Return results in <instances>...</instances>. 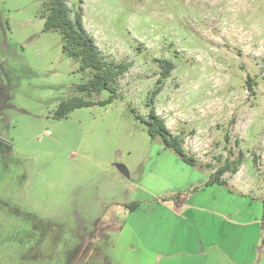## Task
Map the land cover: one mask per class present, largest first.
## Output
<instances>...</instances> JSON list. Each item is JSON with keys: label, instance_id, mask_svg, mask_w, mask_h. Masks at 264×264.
<instances>
[{"label": "rangeland", "instance_id": "374dc122", "mask_svg": "<svg viewBox=\"0 0 264 264\" xmlns=\"http://www.w3.org/2000/svg\"><path fill=\"white\" fill-rule=\"evenodd\" d=\"M66 4L71 16L81 12L101 56L129 67L113 83L118 96L85 95L77 85L92 70L44 30L47 1L0 0V264H157L160 252L188 264L202 247L207 264H224L217 242L235 260L264 264V0ZM164 58L174 69L150 100ZM111 95L55 116L73 96ZM150 106L197 168L152 140L131 111L148 117ZM240 151L237 172L221 176L233 195L219 193L212 211L176 208L177 196ZM223 199L240 213L213 214ZM131 201L139 210L126 209ZM157 201L179 216L149 213Z\"/></svg>", "mask_w": 264, "mask_h": 264}, {"label": "trees", "instance_id": "16d2710c", "mask_svg": "<svg viewBox=\"0 0 264 264\" xmlns=\"http://www.w3.org/2000/svg\"><path fill=\"white\" fill-rule=\"evenodd\" d=\"M46 13H44V30L57 31L62 39L63 51L79 63V69L85 71L91 69L90 78L77 85L78 91L87 96L92 94L98 95L102 89H106L117 95L113 83L128 67V63H108L100 54L95 41L86 31L82 23L81 12H75L72 16L66 0H46ZM159 66V77L156 85L151 91L150 100L161 90V83L166 79L174 69V63L169 59L157 60ZM250 80V77H248ZM4 85L0 80V109L4 106L7 96L3 95ZM118 96V95H117ZM112 100V95L104 100L84 99L82 96H73L67 100L61 101L55 110L57 118L65 117L70 111L83 106H92L94 104H104ZM136 119L146 125L147 132L152 140L160 138L165 149L172 150L185 163L195 165L196 161L193 156L188 155L183 146L180 136L172 134L165 125L164 120L156 114L154 107L150 106L148 117L140 116L134 107H131ZM243 159V153L240 151L234 160H226L223 165L219 166L211 175L206 184L217 183L225 185L221 176L225 172L235 173ZM178 198V196H177ZM164 201V198H161ZM264 211V198H263ZM140 201H131L124 206L129 211L139 208Z\"/></svg>", "mask_w": 264, "mask_h": 264}, {"label": "crops", "instance_id": "0c3cea01", "mask_svg": "<svg viewBox=\"0 0 264 264\" xmlns=\"http://www.w3.org/2000/svg\"><path fill=\"white\" fill-rule=\"evenodd\" d=\"M191 166H193V168H197L195 165H191ZM194 170H196V169H194ZM199 184H201V185L197 186L198 190L195 191L194 193H191L190 195L185 196V197L184 196H180V198L178 197L176 208H178L179 206L186 205L187 210L196 209L199 211H203V210L204 211L205 210L206 211H208V210L212 211L211 208H208V207H209V205H212L210 203L213 200L216 202H219L217 200L219 193L223 194V192H226L227 194L231 193L233 195L232 188L230 187L229 184H228L229 186H224V185L217 184V183L206 184L205 180L203 182H200ZM214 186H216L215 190L212 189V188H214ZM188 187H192V186H188ZM179 191H183V190H179ZM199 192H201V193H199ZM245 194H246L245 192L241 193V195H245ZM206 199H208L207 202L209 203L207 205L202 203L203 200H206ZM227 200L228 201L226 203V200L223 199V202L221 203V208L219 209V211L213 210V212H212L213 214L217 215L218 217H220L223 220H225L226 216L231 217V215H236V214L240 213L239 209L230 210V200L229 199H227ZM156 203H157L156 206L149 207V209H148L149 213L151 212V210H154V209L157 210L158 209V210H165L166 212H170L174 216H176V215L179 216L177 213L178 209L176 210V209L168 206L167 204H162V203L158 204V201ZM214 204L216 205L217 203H214ZM203 222H205V221H203ZM152 228H155V227H151V229ZM211 245H215L216 247L217 246L219 247V249H217L215 252L217 262L221 261V262H224V264H253L252 259L246 263L235 260L226 251H224L221 248V246H219L218 242L213 243ZM208 253H209V249H205L202 247L201 251H199V252L197 251L195 253H189L188 255H186L185 263H188V264H205V262H206V264H207V261L205 259H206ZM185 254H187V253H185ZM177 255H178V252H174L173 254H166L165 252L164 253L160 252V253L156 254V258H158L159 262H160V259L162 257H164V258L166 257L164 259L165 262H163L164 264H168V263L169 264H177V257H176ZM157 262H155V263H157ZM159 262L157 264H159ZM260 263H261V260L258 262V264H260ZM149 264H152V263H149Z\"/></svg>", "mask_w": 264, "mask_h": 264}, {"label": "built area", "instance_id": "2783aa9c", "mask_svg": "<svg viewBox=\"0 0 264 264\" xmlns=\"http://www.w3.org/2000/svg\"><path fill=\"white\" fill-rule=\"evenodd\" d=\"M48 133V132H47Z\"/></svg>", "mask_w": 264, "mask_h": 264}]
</instances>
